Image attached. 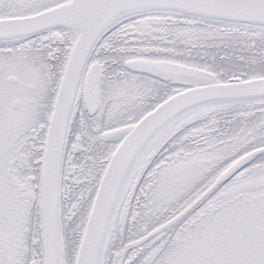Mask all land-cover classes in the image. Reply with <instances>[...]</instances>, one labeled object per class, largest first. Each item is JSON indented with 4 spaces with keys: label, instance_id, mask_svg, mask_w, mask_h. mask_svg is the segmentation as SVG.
<instances>
[{
    "label": "snow or ice",
    "instance_id": "1",
    "mask_svg": "<svg viewBox=\"0 0 264 264\" xmlns=\"http://www.w3.org/2000/svg\"><path fill=\"white\" fill-rule=\"evenodd\" d=\"M0 264H264V0H0Z\"/></svg>",
    "mask_w": 264,
    "mask_h": 264
}]
</instances>
